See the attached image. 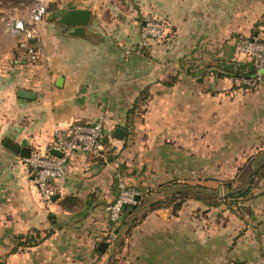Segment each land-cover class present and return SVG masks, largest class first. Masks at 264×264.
I'll return each mask as SVG.
<instances>
[{
	"label": "crops",
	"instance_id": "crops-1",
	"mask_svg": "<svg viewBox=\"0 0 264 264\" xmlns=\"http://www.w3.org/2000/svg\"><path fill=\"white\" fill-rule=\"evenodd\" d=\"M48 4L55 10L29 42L34 58L13 20L0 19V264H263L262 175L240 206L192 196L177 212L172 205L148 210L120 251L114 242L105 251L98 244L113 228L108 205L118 172L139 194L174 178L219 188L220 195L225 180L248 183L264 151V77L248 86L234 82L232 72L248 63L237 49L240 38L264 39V0ZM72 7L91 11L83 33L59 19ZM147 13L163 17L169 30L140 53ZM145 88L147 98L129 114ZM21 89L34 96H20ZM99 115L106 118L100 154L74 153L54 182V198L44 201L34 169L5 140L45 150L57 124ZM27 232L35 243L18 245Z\"/></svg>",
	"mask_w": 264,
	"mask_h": 264
},
{
	"label": "built area",
	"instance_id": "built-area-1",
	"mask_svg": "<svg viewBox=\"0 0 264 264\" xmlns=\"http://www.w3.org/2000/svg\"><path fill=\"white\" fill-rule=\"evenodd\" d=\"M49 0H37L29 6L25 13L11 15L14 26L23 35L21 44L28 47L31 56H36L30 40L38 33V22L48 14ZM2 1L0 0V11ZM7 16L0 14V19ZM169 30L168 22L152 13L144 15L141 25V37L137 50L144 53L150 40L165 38ZM240 54L247 58L248 63H239L236 68H241L242 74H233L232 79L239 84L255 86L264 77V39L255 36L241 37L237 44ZM106 118L99 115L92 122H77L67 126L57 124L53 129L52 145L45 150L33 149L29 156H24L35 171L36 186L42 199L51 201L56 192L55 180L65 176L68 172L70 158L76 152L98 155L102 149V142L106 136ZM56 149L61 155L52 152ZM117 194L108 205L109 218L113 223H118L123 214L124 206L136 203L138 189L130 184L126 175L121 172L116 174ZM116 234L112 229L108 232V239L113 240ZM102 239V237L100 238ZM264 264V263H263Z\"/></svg>",
	"mask_w": 264,
	"mask_h": 264
},
{
	"label": "trees",
	"instance_id": "trees-1",
	"mask_svg": "<svg viewBox=\"0 0 264 264\" xmlns=\"http://www.w3.org/2000/svg\"><path fill=\"white\" fill-rule=\"evenodd\" d=\"M14 4L28 3L32 0H11ZM55 7L53 4H48V11H54ZM163 18V17H162ZM241 68H236L233 70V74H242ZM149 91L147 88L143 89L141 93L137 96L133 105L129 108V114L134 113L139 105L140 100H145L147 98ZM127 126H125L126 134L128 135ZM115 155H112L114 157ZM253 164H251L248 173L254 172L248 180V183H240L239 185L233 186V179H228L223 182L224 192L221 194L219 188L209 187L201 183H192L189 181H184L180 179H170L166 182L160 183L156 186H152L147 192L140 193L136 203L127 204L124 206L123 214L120 221L116 224L112 222V229L116 232L115 238L111 241L107 236H103L101 240L108 241L109 243H115V249L119 250L125 245L128 235L130 234L132 226L143 217L148 210H153L159 207L172 205L175 212H177L184 201L189 197H197L208 201L210 204H218L220 202H226L230 207L233 204H240L243 197L252 194V186L256 178L259 175L264 176V151L257 155ZM240 206V205H239ZM110 219V218H109ZM34 232L39 235L40 230L35 229ZM50 230L46 233L49 234ZM18 239V245H28L35 243L33 242V236L31 232L20 234ZM18 249L15 245L10 251L6 253L9 255L10 252ZM4 260V259H3ZM0 260V263L3 262ZM116 262V258L112 259V264ZM132 264V263H125Z\"/></svg>",
	"mask_w": 264,
	"mask_h": 264
},
{
	"label": "water",
	"instance_id": "water-1",
	"mask_svg": "<svg viewBox=\"0 0 264 264\" xmlns=\"http://www.w3.org/2000/svg\"><path fill=\"white\" fill-rule=\"evenodd\" d=\"M51 17H54V12H50ZM90 14L91 11L87 7H72L67 9L63 14L60 16V21L67 23V24H73L77 25L76 29L73 31L75 34L83 33L84 31V25L89 21L90 19ZM20 96H25V97H30L34 96V92L32 90H22L19 91ZM124 130L122 127L118 126L116 128V134L119 136H123ZM6 144L12 148L14 151L20 153L23 156H29L32 148L27 145H20L19 143L11 140V139H6L5 140ZM52 152L58 155H61V152L57 151L56 149H52ZM140 197V194H137V198ZM54 198V196H53ZM108 245L107 241H100L98 244V248L101 251H105L106 247Z\"/></svg>",
	"mask_w": 264,
	"mask_h": 264
},
{
	"label": "rangeland",
	"instance_id": "rangeland-1",
	"mask_svg": "<svg viewBox=\"0 0 264 264\" xmlns=\"http://www.w3.org/2000/svg\"><path fill=\"white\" fill-rule=\"evenodd\" d=\"M2 1V8L4 10L0 11V14H4L5 16H7L9 19L11 17V15H14L15 13H25L27 12L29 6H31V4L35 3L37 0H32L31 2H24L21 4H14L11 0H1Z\"/></svg>",
	"mask_w": 264,
	"mask_h": 264
}]
</instances>
